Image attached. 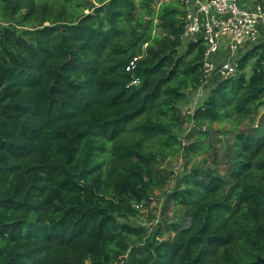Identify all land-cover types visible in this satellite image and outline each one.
Wrapping results in <instances>:
<instances>
[{"label": "trees", "instance_id": "obj_1", "mask_svg": "<svg viewBox=\"0 0 264 264\" xmlns=\"http://www.w3.org/2000/svg\"><path fill=\"white\" fill-rule=\"evenodd\" d=\"M183 16L179 0H0V264L264 257V46L184 113L208 81ZM181 152L211 161L161 170ZM169 179L162 213L179 215L131 224Z\"/></svg>", "mask_w": 264, "mask_h": 264}, {"label": "built area", "instance_id": "obj_2", "mask_svg": "<svg viewBox=\"0 0 264 264\" xmlns=\"http://www.w3.org/2000/svg\"><path fill=\"white\" fill-rule=\"evenodd\" d=\"M179 1L184 8L181 44L187 46L202 41L205 83L215 80L214 76L219 79L237 74L239 54L257 44L264 46V32L260 31L264 29V11L256 0ZM226 58V62L217 61ZM137 59L132 58L126 67L127 72L134 71ZM138 85V78H133L129 84L131 87Z\"/></svg>", "mask_w": 264, "mask_h": 264}, {"label": "rangeland", "instance_id": "obj_3", "mask_svg": "<svg viewBox=\"0 0 264 264\" xmlns=\"http://www.w3.org/2000/svg\"><path fill=\"white\" fill-rule=\"evenodd\" d=\"M158 1H159V3H164V2H170L171 0H158ZM156 7H157V5H156ZM147 23H148V21H147ZM253 48H256V46ZM249 50H251V49H249ZM249 50H245L243 53H240L239 54L240 58L242 56H244V54H246V52ZM220 55H222V54H220ZM253 60L254 59L250 58L246 64L245 72L248 74L250 73V69H251V66L253 64ZM217 61L218 62H223V61L226 62L227 58L225 60L220 59ZM210 84L211 83L208 82L204 86H202L203 88L201 87L196 92L188 94L187 102L185 105L181 106V111L186 113L188 111L194 110L197 106H199L200 103L205 98V96H206V94L210 88V86H209ZM206 86H209V87H206ZM213 129L216 130V129H218V127L214 126ZM173 131L179 137L182 138L186 134V132L188 131V125L185 124L180 128L174 129ZM213 141H214V138H213ZM204 142H206V140ZM183 143H185L184 140H183ZM204 158L206 160H208L207 162L211 161L208 154L199 155V156L195 157L192 154H185V153L181 152L175 156H168L166 161L161 165V170H164V172H172L174 174H179L183 168L188 169L192 166H197L200 163V161H202ZM170 181L171 180L169 179L168 181H166L164 186L153 189L151 205L148 207H142V208L140 207L139 209H137L138 210V217L130 218L129 222L131 224H133L136 227H138V226L150 227V226L154 225L156 222L160 221L161 219L173 220L176 216L179 215V214L174 215V207L171 204L168 206V209L164 213H162L163 205H164V196H165L166 192H168V190L172 187ZM150 218H152L154 221L150 222Z\"/></svg>", "mask_w": 264, "mask_h": 264}, {"label": "water", "instance_id": "obj_4", "mask_svg": "<svg viewBox=\"0 0 264 264\" xmlns=\"http://www.w3.org/2000/svg\"><path fill=\"white\" fill-rule=\"evenodd\" d=\"M148 20H145L144 24H147ZM204 131L209 135L211 141H213V134H214V129L212 127H206ZM251 264H264V257H258L254 262Z\"/></svg>", "mask_w": 264, "mask_h": 264}, {"label": "crops", "instance_id": "obj_5", "mask_svg": "<svg viewBox=\"0 0 264 264\" xmlns=\"http://www.w3.org/2000/svg\"><path fill=\"white\" fill-rule=\"evenodd\" d=\"M261 33L264 32V29H260ZM223 55V54H222ZM221 58H225V56H220ZM215 79H218L217 76H214ZM210 86V85H209ZM203 88V87H202Z\"/></svg>", "mask_w": 264, "mask_h": 264}]
</instances>
